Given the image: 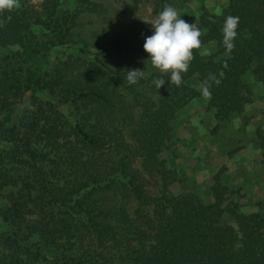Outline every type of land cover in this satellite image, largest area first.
I'll use <instances>...</instances> for the list:
<instances>
[{"label": "trees", "instance_id": "obj_1", "mask_svg": "<svg viewBox=\"0 0 264 264\" xmlns=\"http://www.w3.org/2000/svg\"><path fill=\"white\" fill-rule=\"evenodd\" d=\"M161 2L162 11L165 4ZM229 15L238 16L240 23L235 48L226 55L222 27ZM8 16L11 21L0 25V48L16 47L19 51L1 58L0 64L16 62L19 68L10 72L0 68V117L4 118L0 120V198L8 203L0 218L10 230L0 233V264H42L48 254L58 251L61 264H85L80 257H65L74 247L72 240L81 241L84 235L108 238L123 261L133 264H264V216L227 205V188L216 179L209 191L210 204L192 192L183 197L166 193L149 196L131 168L130 157L135 153L107 114L116 106L110 81L127 84L126 89L143 110L138 120L129 112L124 116L125 124L132 127L134 150L167 187L173 175L159 155L170 139L178 110L196 94L192 83L202 85L210 73L220 80L219 84L210 81L211 95L207 97L220 123L245 112L253 95L250 79L264 89V0H229L221 13L201 15L196 26L202 32V46L193 52L179 87L171 85L169 77L158 70L146 72L137 84H129L126 71L132 69L113 70L102 61L105 55L150 61L143 47L148 35L144 25L100 46L96 58L101 60L90 65L97 73L107 74L108 80L72 82L60 72L50 75L30 70L28 63L41 59L37 58L40 52L31 28L47 30L46 44L50 47L63 45L74 15L60 12L57 1L38 11L31 0H19L18 8L0 14V20ZM201 51L206 55L201 56ZM157 78L166 81L161 89L153 83ZM45 92H58L61 104L73 103L80 112L81 108L91 112L81 113V121L72 124L58 107L38 98L37 94ZM146 93L158 94V101H149ZM24 94L31 99L30 108L18 122L10 123L17 105V100L11 99ZM257 137L264 149V131L259 130ZM106 149L121 155L118 166L105 176L96 171L87 176L88 167L98 163V154ZM76 166L86 171V177H75L73 185L60 187V180L67 182L68 172ZM106 191L119 193L121 200L110 204ZM131 198L137 202V216L149 225L151 234L130 216L127 204ZM148 207L153 215L147 213ZM128 236L137 247L123 241ZM33 237L40 242L34 244ZM89 260L97 263L94 258Z\"/></svg>", "mask_w": 264, "mask_h": 264}, {"label": "rangeland", "instance_id": "obj_2", "mask_svg": "<svg viewBox=\"0 0 264 264\" xmlns=\"http://www.w3.org/2000/svg\"><path fill=\"white\" fill-rule=\"evenodd\" d=\"M51 1H57L59 11H69L74 15L70 34L63 45L50 47L46 44L49 32L41 27L33 26L31 32L36 37L40 60L32 59L28 63L30 70L47 71L50 75L60 72L65 79L72 82L80 79L101 81L108 80V75L94 71L90 63H95L97 52L102 44L110 41L120 33L127 30L146 26L148 36L154 33L151 20L161 12V0H31L38 11L44 9V5ZM165 5L174 7L180 17L189 24H196L204 13H221L228 5L229 0H162ZM19 51L16 47L0 48V59ZM102 61L108 68L139 69L146 72H154L155 69L149 60L144 58L126 59L105 55ZM96 64V63H95ZM23 67V64H21ZM1 70L15 71L18 63L0 64ZM108 73V72H107ZM58 75V74H57ZM93 75V77H91ZM119 82V81H118ZM110 81L113 100L116 106L108 109V113L116 126L119 127L124 142L135 153L130 157L131 168L136 172L142 188L151 197H160L162 193L183 197L187 193L198 195L205 203L210 204V187L218 180L227 188L225 196L226 204H234L241 212L260 213L264 216V149L260 146L258 131H264V89L255 80L248 83L252 89L251 103L246 106L245 112L234 116L226 122H218L215 112L210 109L208 98L200 91V84L193 82L191 88L196 94L182 106L173 121V131L170 139L165 143V148L159 155L164 166L172 172V180L167 187H163L161 179L145 164L142 157L136 154L135 144L131 135V126L125 124V113H130L135 120L142 116V107L138 106L130 94L126 85ZM149 101L157 102L158 94L146 93ZM44 102L52 103L72 124L81 121V113L91 112V109L80 112L73 103L61 104L58 92L37 94ZM73 99V95L71 96ZM17 100L13 107L11 122H18L24 112L30 108L31 99L26 94ZM122 102L126 109L123 108ZM103 115H105L103 113ZM3 116L0 120H3ZM128 120V119H126ZM124 121V125H123ZM129 121V120H128ZM116 147V146H115ZM99 162L89 168L87 176L94 175L96 171L100 176H105L110 170L118 166L121 155L109 149L98 154ZM85 170L82 167H74L68 172L67 182L62 179L60 187L73 185L75 177L83 179ZM75 173L76 175H72ZM77 178V180H78ZM107 201L113 204L121 200L117 192L106 191ZM97 197V195H94ZM113 196V197H112ZM8 206L5 199L0 198V212ZM34 207V206H32ZM128 212L135 220L137 226H143V231L150 233L149 225L137 216V202L129 199ZM147 213L153 215L152 207H148ZM36 211V210H35ZM10 231L0 218V233ZM151 234V233H150ZM33 243L40 242L33 237ZM137 247L132 237L123 239ZM74 247L65 254L82 258L85 264H133L124 262L119 251L114 248L108 238H96L83 236V240H72ZM146 243V242H145ZM47 261L42 264H61V252L47 255ZM94 258L97 263L89 259ZM87 262V263H86ZM91 262V263H90Z\"/></svg>", "mask_w": 264, "mask_h": 264}, {"label": "clouds", "instance_id": "obj_3", "mask_svg": "<svg viewBox=\"0 0 264 264\" xmlns=\"http://www.w3.org/2000/svg\"><path fill=\"white\" fill-rule=\"evenodd\" d=\"M18 6L19 0H0V14L12 12ZM10 21L11 16H8L6 19L0 20V25ZM239 23L238 16L229 15L225 18L222 27V44L226 49V55H229L235 48L234 41L237 37ZM149 24L154 29V33L145 38L144 51L149 54L151 65L160 73L168 76L171 85L179 87L182 82L181 74L188 71L193 59V52L201 49L202 32L196 24H189L182 19L178 11L170 5H165ZM200 55L204 56L206 52L201 51ZM224 67H227L226 63ZM145 76L146 71L139 69L126 71V81L129 84H137ZM220 76H223V72L220 73ZM210 81L216 84L220 83V80L210 73L200 86V91L205 97L211 95ZM153 83L158 89H161L166 81L164 78H157L153 80Z\"/></svg>", "mask_w": 264, "mask_h": 264}]
</instances>
